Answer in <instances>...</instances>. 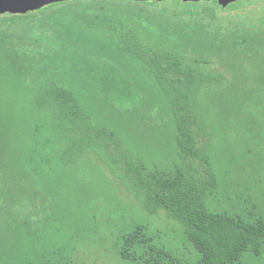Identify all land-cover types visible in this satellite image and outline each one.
<instances>
[{"label": "trees", "instance_id": "trees-1", "mask_svg": "<svg viewBox=\"0 0 264 264\" xmlns=\"http://www.w3.org/2000/svg\"><path fill=\"white\" fill-rule=\"evenodd\" d=\"M8 78L26 108L15 115L0 105V264H72L45 241L53 186L45 148L88 140L98 148L99 134L138 148L126 125L148 127L156 107L177 150L163 168L132 159L143 208L182 226L196 264L264 260V177L251 183L241 165L264 170L254 153L264 132L231 142L245 148L228 160L232 174L212 154L223 147L198 149L193 131L204 118L217 128L211 110L218 125L234 114L254 124V111L264 122V0H66L2 11L0 93ZM213 87L217 108L208 103ZM111 120L116 126L104 125ZM190 156L203 159L206 176L190 171ZM120 255L129 264H186L141 226L122 238Z\"/></svg>", "mask_w": 264, "mask_h": 264}, {"label": "rangeland", "instance_id": "rangeland-1", "mask_svg": "<svg viewBox=\"0 0 264 264\" xmlns=\"http://www.w3.org/2000/svg\"><path fill=\"white\" fill-rule=\"evenodd\" d=\"M216 72L224 73L220 68ZM9 81L10 78L3 82L9 86L1 85L0 105L10 110V114L18 115L20 106L22 109L26 108L23 105L25 96L20 95ZM213 88L208 103L217 108L221 106V90L220 87ZM160 113L161 109L156 107L152 115L155 121L148 127L138 128L136 123L126 125L124 133L127 138L138 135L135 138L138 148H133V143H120L103 134L98 135V148L91 140L82 148L81 143L78 148H45L49 159L48 180L53 185L50 203L43 214L49 218L45 241L63 254L60 260L67 257L72 264H129L121 257L120 247L122 238L137 226L146 229L155 238L156 244L174 252L186 264H196L199 260V253L186 239L182 226L168 219L164 211L154 215L147 213L133 188V181L138 180V176L134 174L132 159L136 162L143 161L149 170L163 168L175 159L177 148H169L167 144L171 135L167 120L160 118ZM97 118L94 116V120ZM211 118L217 127L215 129L211 128L212 124H207L206 118L198 119L193 125L197 147L203 150L210 142H218L223 148H212L215 152L212 153L214 159L220 170L227 168L233 174V169L237 166L228 160L245 148L228 147L231 142L233 146L240 143L241 139H245L244 133L247 134L252 129L254 137L263 133L264 122L260 123L262 118L259 119L255 111L254 124L251 123L252 118L244 120L242 116L234 114L228 115L225 121L221 117L223 120L218 125L212 110ZM33 121L34 124L40 122L36 117ZM105 124L116 126L112 120L110 124L105 121ZM225 139L227 142H224ZM65 141L64 144H67ZM171 144L173 145L172 141ZM263 149L254 148L255 156L264 155ZM216 151L221 154L216 155ZM188 158L190 171L206 176L208 170L203 159H191V156ZM241 165L247 167V177L251 183L264 177V170L261 169L259 173L263 165L257 164L259 169L256 170L254 164ZM245 174L243 168L237 173V177ZM126 179L132 183L128 184ZM33 231L36 230L33 228ZM246 261L248 264H264V260L255 259L250 254L246 256Z\"/></svg>", "mask_w": 264, "mask_h": 264}, {"label": "water", "instance_id": "water-1", "mask_svg": "<svg viewBox=\"0 0 264 264\" xmlns=\"http://www.w3.org/2000/svg\"><path fill=\"white\" fill-rule=\"evenodd\" d=\"M59 1H66V0H0V12L6 10H15L18 8H28L43 3L59 2ZM227 1L229 0H221V2H227Z\"/></svg>", "mask_w": 264, "mask_h": 264}]
</instances>
